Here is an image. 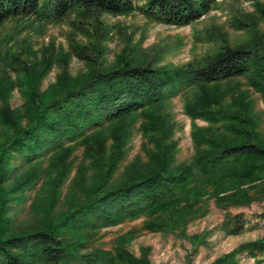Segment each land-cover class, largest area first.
<instances>
[{
	"label": "trees",
	"instance_id": "1",
	"mask_svg": "<svg viewBox=\"0 0 264 264\" xmlns=\"http://www.w3.org/2000/svg\"><path fill=\"white\" fill-rule=\"evenodd\" d=\"M137 1L0 0V24L27 16L56 22L71 13L79 22H96L95 42L71 45L84 70L72 75L61 53L55 79L42 86L54 63L48 49L37 63L12 55L19 72L15 79L0 74V264H151L146 249L136 257L125 243L142 230H166L179 213L195 216L197 209L186 201L208 195L222 207L264 197L260 115L253 114L244 92L225 103L231 87L221 88L242 76L264 98V34L256 30L257 21L239 25L251 31L248 41L223 45L203 62L159 65L135 50L107 62L100 14L139 11L157 23L181 27L207 14L218 0ZM255 11L264 18V2L256 1ZM15 87L23 98L16 107L10 102ZM178 93L185 95L183 113L191 121L194 152L189 161L175 163V125L166 107ZM134 132L143 139L146 159L137 155L112 184ZM79 147L81 156L74 158ZM245 183L248 187L240 188ZM32 189L29 213L39 219L37 226L17 231L13 215ZM227 217L230 234H237L241 215ZM138 219L141 225L117 236L112 251L90 247L101 230ZM202 238L194 235L191 241L197 245ZM241 253L260 263L264 237L212 264H238Z\"/></svg>",
	"mask_w": 264,
	"mask_h": 264
},
{
	"label": "rangeland",
	"instance_id": "2",
	"mask_svg": "<svg viewBox=\"0 0 264 264\" xmlns=\"http://www.w3.org/2000/svg\"><path fill=\"white\" fill-rule=\"evenodd\" d=\"M257 2L264 0H218L211 11L189 25L176 27L157 23L139 11L128 14L99 15V29L106 33L103 45L107 62H113L121 51L132 50L147 56L152 62L159 65H181L190 61L203 62L207 57L220 49L223 45L235 47L251 38V31L239 27L242 21H257L256 30L264 34V18H259L255 11ZM141 3V0L137 1ZM93 18L78 21L76 13H71L60 21L51 22L35 16L14 17L0 24V74L9 75L15 79L19 74L12 66L10 57L18 55L20 58L37 63L45 51L52 50L54 63L43 80L42 86L55 79L60 65L56 60L59 54L66 55L69 71L72 75L84 70V64L72 53L73 42L88 44L95 42L92 32ZM85 29H88L86 34ZM141 54V55H142ZM231 90L224 98L225 103L232 101L239 92L246 94V100L251 101L253 114L260 115L261 125L258 130L264 136V98L256 91L244 77H236L221 84V88ZM185 95L178 93L171 97L166 111L174 122L173 139L177 142L175 163L189 161L194 148L191 140V121L183 113ZM11 105L20 106L23 98L18 88L13 90ZM198 125H206V121L197 119ZM142 137L134 132L127 144L126 156L120 161L113 173L110 183H119L127 164L135 160L137 155L145 160L146 154L142 149ZM82 148L74 152V158L81 156ZM74 174V168L62 189L65 191L69 179ZM249 184H242L246 188ZM230 192H234V189ZM228 189V191H229ZM36 189L28 194L26 203L17 208L13 222L17 231L37 226L38 218L30 215L29 205ZM252 192V191H250ZM229 193V192H228ZM184 205L183 203L181 204ZM193 205L197 211L192 217L177 214V221L164 231L142 230L139 235L125 243V248L134 256L141 255L146 249V256L151 264H212L218 258L239 249L245 243L253 242L264 237V197L253 198L242 205H224L219 207L214 197L203 196L197 201H186L185 206ZM192 209V207H191ZM62 210V209H61ZM60 210V211H61ZM57 213L54 214V217ZM227 214H240L244 221L237 234H230L227 224ZM185 218V219H184ZM184 219V220H183ZM183 220L182 226L178 222ZM142 219L127 221L121 225L100 231L99 239L90 247L105 251H112L117 236L124 234L132 228H138ZM26 227V228H25ZM203 236L200 244H194L191 237ZM238 264H264V254L259 256L260 263L246 254L236 256Z\"/></svg>",
	"mask_w": 264,
	"mask_h": 264
}]
</instances>
